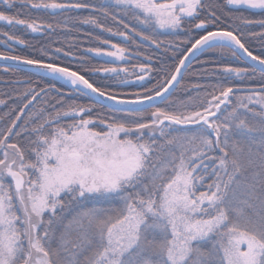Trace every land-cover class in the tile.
I'll list each match as a JSON object with an SVG mask.
<instances>
[{"label":"snow or ice","instance_id":"6c2138e0","mask_svg":"<svg viewBox=\"0 0 264 264\" xmlns=\"http://www.w3.org/2000/svg\"><path fill=\"white\" fill-rule=\"evenodd\" d=\"M0 3V264H264V0Z\"/></svg>","mask_w":264,"mask_h":264},{"label":"trees","instance_id":"16d2710c","mask_svg":"<svg viewBox=\"0 0 264 264\" xmlns=\"http://www.w3.org/2000/svg\"><path fill=\"white\" fill-rule=\"evenodd\" d=\"M3 7H4L3 4L0 3V10H2ZM18 7H20V6L18 5ZM251 11L252 12H257L258 10H251ZM246 14H249V13H246ZM0 28H3L5 31H9L10 30L9 26L6 25L4 22H0ZM84 31L87 32V31H92V30L90 28H88L87 26H85ZM16 34L17 35H22L23 33L21 31H17ZM98 34H100L98 30L97 31H93L92 32L93 38L91 40H88L87 37H83V36L80 39L87 41L86 44H85L86 47L100 46L97 43V41L95 40V36L98 35ZM25 38L26 39H32L31 36H25ZM38 38L39 37H37V39ZM103 38H108V37L105 35ZM3 39H4V37L3 36H0V42H2ZM114 42H117L118 43L120 41L118 39H115ZM18 48L21 51L24 50V46H22V45L21 46H18ZM0 50H6V48L3 45V43H0ZM199 58H200V60L205 59L204 56H200ZM89 59H90V65H85V67H87V66H96L98 64H104L105 60L108 59V58H100V57L91 56V57H89ZM193 65H196V61L193 62ZM4 68L5 67L0 66V80L9 81V80L16 79V77L12 76L11 74L4 72L3 71ZM102 76H103V74H100V75L94 76L93 78L96 79L97 81H101ZM104 82H107V81H104ZM3 87H4V85L3 84H0V88H3ZM7 90L8 91H11L10 88L7 89ZM6 110H7L6 108L0 106V112L6 111Z\"/></svg>","mask_w":264,"mask_h":264},{"label":"water","instance_id":"95a60500","mask_svg":"<svg viewBox=\"0 0 264 264\" xmlns=\"http://www.w3.org/2000/svg\"><path fill=\"white\" fill-rule=\"evenodd\" d=\"M12 63L13 62H11V61L0 60V66H2V67H7V66L11 65Z\"/></svg>","mask_w":264,"mask_h":264}]
</instances>
